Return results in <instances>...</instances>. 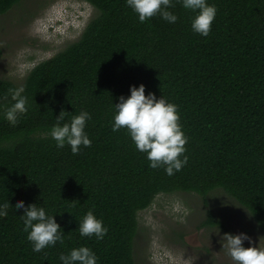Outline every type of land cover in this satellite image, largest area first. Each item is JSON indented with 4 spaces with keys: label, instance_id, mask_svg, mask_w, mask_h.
Instances as JSON below:
<instances>
[{
    "label": "trees",
    "instance_id": "trees-1",
    "mask_svg": "<svg viewBox=\"0 0 264 264\" xmlns=\"http://www.w3.org/2000/svg\"><path fill=\"white\" fill-rule=\"evenodd\" d=\"M85 1L96 15L77 41L28 74V111L15 124L3 112L17 86L0 79V201L10 203L0 216V264H60L80 246L97 264H137L140 214L163 194L195 193L207 205L221 190L264 233V0H207L217 14L206 37L192 31L195 13L179 0L174 24L159 15L141 23L126 0ZM21 2L0 0V16ZM140 84L178 106L188 162L172 176L149 167L126 129L112 131L113 104ZM62 110L91 114V146L75 155L49 135ZM17 200L54 215L63 243L34 252ZM89 210L108 229L101 240L79 234ZM201 227L230 233L210 210Z\"/></svg>",
    "mask_w": 264,
    "mask_h": 264
},
{
    "label": "rangeland",
    "instance_id": "rangeland-1",
    "mask_svg": "<svg viewBox=\"0 0 264 264\" xmlns=\"http://www.w3.org/2000/svg\"><path fill=\"white\" fill-rule=\"evenodd\" d=\"M22 1L0 16V79L17 87L40 63L77 41L97 13L85 0ZM207 202L195 193L158 196L139 217L137 264H233L219 243L227 232L201 227L208 210L231 234L246 233L253 245L264 246L255 218L235 199L216 190Z\"/></svg>",
    "mask_w": 264,
    "mask_h": 264
},
{
    "label": "clouds",
    "instance_id": "clouds-1",
    "mask_svg": "<svg viewBox=\"0 0 264 264\" xmlns=\"http://www.w3.org/2000/svg\"><path fill=\"white\" fill-rule=\"evenodd\" d=\"M182 7L195 13L192 18V31L207 36L217 14V8L207 0H179ZM126 4L143 23L145 20L159 15L164 21L174 24L178 17L170 9L173 0H126ZM145 85L130 86L127 97L120 96L118 103L113 104L112 131L126 129L136 149L146 154L149 167H163L167 175L179 172L188 162L184 155L187 136L179 122L178 106L169 102L163 95L159 98L153 93L145 94ZM11 103L4 109L3 115L10 123L17 122L18 115L28 111L29 98L24 92V85L8 90ZM5 100L8 96L4 97ZM0 107H4L0 103ZM61 111L55 118L49 135L56 142L57 148L70 146L72 154H78L81 146L90 147L91 140L85 131L91 114L81 110L78 114ZM66 115L68 118L66 119ZM182 157V158H181ZM9 200L0 201V216L7 215ZM15 210H23L19 217L23 221L24 232L31 242L34 252L46 247L63 243L65 234L56 222L54 215H49L43 206L28 204L17 200ZM78 231L82 237L95 236L101 240L107 234V227L89 210L79 221ZM219 235V233H218ZM247 241L249 247L244 246ZM221 249L231 258L233 264H264V246L253 245L246 233H224L220 236ZM60 264H97L96 253L87 246L72 248L67 254L59 256Z\"/></svg>",
    "mask_w": 264,
    "mask_h": 264
}]
</instances>
